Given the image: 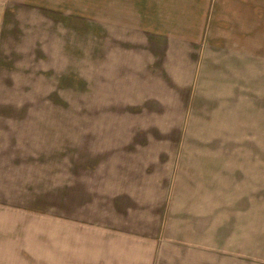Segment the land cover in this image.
<instances>
[{"label":"rangeland","instance_id":"374dc122","mask_svg":"<svg viewBox=\"0 0 264 264\" xmlns=\"http://www.w3.org/2000/svg\"><path fill=\"white\" fill-rule=\"evenodd\" d=\"M154 23L180 37L172 54L183 36L210 35L213 58L195 67L175 142L158 136L159 124L170 128L154 117L162 107H149L171 99L169 74L190 69L138 66L140 25ZM218 35L226 46L211 43ZM140 130L154 160L139 169L180 181L174 222L193 218L188 239L211 235L205 264H264V0H0V264H102L71 256L95 213L84 198L121 176L114 147ZM170 230L175 239L184 229Z\"/></svg>","mask_w":264,"mask_h":264},{"label":"crops","instance_id":"0c3cea01","mask_svg":"<svg viewBox=\"0 0 264 264\" xmlns=\"http://www.w3.org/2000/svg\"><path fill=\"white\" fill-rule=\"evenodd\" d=\"M152 25L154 26L148 28L140 25L139 30L145 38L141 37L143 40L136 48V50L140 49L137 50L139 55L135 59L138 66H141L142 70L147 69V67L151 68L154 76H156V72L164 69L162 65L165 62L170 64L167 67L169 72L176 70L173 66L176 61L185 64V69H190L185 72L187 74L186 77H184V73L182 76L180 75L181 78L176 77V79L172 75V81L168 77L169 74L167 82L172 85L171 90L173 93L171 94V99L166 102L167 104L165 102L162 104L161 101L155 99V105L149 107H162L161 113L154 117L158 119V123L164 118L167 119V123L169 120L170 128L165 130L159 124L158 136H161L162 133L163 140L165 138L175 142V140L180 139L177 123L180 121L179 114L181 109L184 108L185 101L189 98L190 82L197 72L195 67L200 65L199 60L201 57L213 58L209 50L210 35L208 30L206 33L205 30L203 31L200 28L198 39H195L196 36H183V39L181 38L182 45L177 54H172L169 52L168 43L170 41L176 42V39L180 37L174 32L159 35L161 33L154 28L157 27L158 23ZM187 42L188 44H186ZM203 43L206 44L203 55H198V46ZM211 43H216L221 48L226 46V37L218 35L211 40ZM215 57L217 58L218 55ZM214 64L217 65L219 62L215 61ZM140 76V80L137 82H140L139 90L143 91L147 75L144 76L142 73ZM160 86L159 84H153V87H156L155 89ZM128 89L129 87L126 86L125 90L127 91ZM147 89L148 87H146ZM141 97L145 102L138 106H146L148 100L146 101L144 96ZM187 107L189 106L187 105ZM169 112L172 114H166ZM146 133V130L125 131L121 136V138L125 139V142L114 147L123 150L121 151V157H118L121 161L119 164V170H121L119 175L121 176L114 180H109L110 182L106 183L107 187L103 188L101 192L98 189H94L84 198V201L92 204L95 213L91 216L92 220L88 219L91 221V229L90 226L86 227L82 231L83 233L78 235L79 242L71 248L72 257L77 259L85 257L91 260L92 263L95 259L96 262L97 259H100L102 264H205L206 261L203 260L211 257L212 247L208 243V241L212 240L211 235L208 240L205 233L198 234V236L194 234L188 239L189 234L194 233L190 227V222L193 218L189 217L190 221L187 218L188 222L186 219H181V221L178 220L177 222L176 218V222H174L172 215L180 216L181 211V207L178 209L177 205L174 204L173 197L175 190L180 187V181L175 179L172 183V181H169L168 176H165V179H161L159 176L157 178H147V175L150 174V168L142 166V169H139V166L145 164L146 161L152 164L154 160L153 155L149 151L150 146H146L145 142L141 141V139H144V141L145 139L150 140ZM114 137L116 138V135ZM152 143L154 144V142ZM156 158L159 160L158 156ZM202 174V178L192 183L194 189L191 195L194 198L197 193L203 194L205 188L200 191L199 187H205L208 183L204 172ZM122 176L123 178H121ZM114 181L118 182L116 190L111 189L114 187ZM98 201L107 203V206L106 204L104 205L106 212L102 208V214H99L97 213L98 210L94 209ZM200 217L202 218L199 223L200 225L202 224V231L205 232L207 226L206 216L200 214ZM174 226H176V229L179 227L184 229L183 232L177 234L175 239L170 236V229ZM187 226L190 229L189 231L186 230ZM201 226L198 227L201 228ZM101 238L106 243L104 244L103 242L105 251L103 250L102 252Z\"/></svg>","mask_w":264,"mask_h":264}]
</instances>
